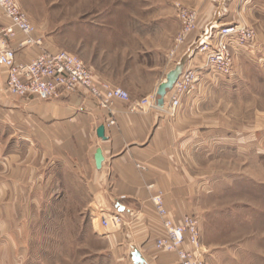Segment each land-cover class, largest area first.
I'll list each match as a JSON object with an SVG mask.
<instances>
[{"label": "crops", "instance_id": "0c3cea01", "mask_svg": "<svg viewBox=\"0 0 264 264\" xmlns=\"http://www.w3.org/2000/svg\"><path fill=\"white\" fill-rule=\"evenodd\" d=\"M114 1L119 8L112 14L120 17L115 21L123 23V29L97 28L96 23L105 25L108 20L90 19L95 28L81 36L79 46L69 49L43 25L37 35L50 52L63 49L78 55L98 81L127 90L131 101L116 98L105 108L83 89L64 91L51 99L14 96L6 88L7 70L0 66V223L1 215L14 218L18 199L31 197L19 189L21 184L62 182L60 174L67 175L68 180L80 184L89 199L93 222L87 227L92 237L102 242L96 249L89 246L86 255L98 254L105 264H136L131 257L136 248L145 264H176L175 252L155 245L166 230L152 197L162 192L170 216L177 221L188 214L199 215L204 254L203 210L195 207L194 195L206 178L202 176L197 186L189 153L195 148L209 150L213 145L223 155L226 151L256 150L257 138L264 139V110L243 111L241 102H249L253 91L245 96L228 90V80L208 69L199 72L194 90L182 95L173 114L166 110L170 91L164 105L157 102L154 107L134 110L132 103L157 94L182 59L183 71L201 65L203 56L198 51L194 54L196 39L203 32L202 39L210 37L220 24L243 23L255 28V43L238 48L234 56V70L244 81L255 82L257 70L253 76L248 71L253 67L264 70V0ZM178 4L198 12V31L189 35L175 58H170L181 29ZM168 21L175 26L168 39L161 38L162 28L155 32L143 29L155 23L164 28ZM9 25L11 21L0 7V29ZM25 37L18 32L11 40L19 62H30L41 53L38 46L21 47ZM100 126L105 127L106 139L98 135ZM99 148L104 156L100 168L96 163ZM96 212L101 214L102 232L95 224ZM115 212L121 213L123 224L105 227L102 219ZM187 247L192 248L189 243ZM13 258L17 263L20 257L15 253Z\"/></svg>", "mask_w": 264, "mask_h": 264}, {"label": "rangeland", "instance_id": "374dc122", "mask_svg": "<svg viewBox=\"0 0 264 264\" xmlns=\"http://www.w3.org/2000/svg\"><path fill=\"white\" fill-rule=\"evenodd\" d=\"M19 2L38 29L40 25L45 26L46 31L59 38L68 49L74 44L79 46L83 41L81 36H86V31L94 27L95 23L90 19L108 20L105 25L96 23L97 28L102 25L104 29L107 25L110 30H119L124 26L115 21L120 17L112 14L119 8L114 0ZM163 24L164 28L155 23L146 25H152L150 29H143L155 32L162 28L161 38L168 39V32L175 26L172 21ZM223 25L216 26L210 37L202 39L205 32L201 33L196 39L194 54ZM254 70L258 73L255 71V82L251 83L244 81L235 70L225 77L228 80L226 89H235L245 96L253 91L254 97L249 102H241L243 111L249 108L264 110V70L253 67L248 73L253 76ZM257 140L256 150L226 151L223 155L224 152L213 145L209 150L195 148L189 153L192 177L198 180L197 186L202 176L206 178L194 195L195 207L203 210L201 226L206 264H264V139L258 137ZM58 178L62 182L20 185L19 189L30 193L31 197L17 200L13 219L1 215L0 264H105V259L98 254L86 255L89 246L96 249L102 245L87 227L93 222L89 199L84 196L79 183L71 182L67 175L60 174ZM96 214L95 224L102 232L101 214ZM195 216L199 219V215ZM20 242H26V245L21 246ZM15 253L20 257L17 263L13 258Z\"/></svg>", "mask_w": 264, "mask_h": 264}, {"label": "built area", "instance_id": "2783aa9c", "mask_svg": "<svg viewBox=\"0 0 264 264\" xmlns=\"http://www.w3.org/2000/svg\"><path fill=\"white\" fill-rule=\"evenodd\" d=\"M0 7L11 21V25L0 29V66L7 70L6 88L11 95L51 99L64 91L73 92L83 89L98 105L105 108H110L112 101L116 98L131 101L127 90L98 81L78 55L63 49L55 52L47 50L44 47L43 38L37 35V26L17 0H0ZM178 17L181 29L176 36L170 58L176 57L178 48L197 29L198 12L195 9L178 4ZM18 32L26 36L20 43L21 47L38 46L41 49V53L30 62L17 60V52L12 47L11 40ZM256 36V30L244 24L220 26L214 36L209 41L203 42L198 50L204 58L203 63L183 71L170 90L167 112L173 114L180 105L182 95L194 90L202 69H208L218 77L231 76L234 72V56L237 46H252ZM157 97L155 94L134 101L132 108L145 110L154 107L158 102ZM152 202L162 217L166 230V235L156 240V247L175 252L178 257L176 264H206L203 260L198 217L188 214L180 221L171 217L162 192L155 194ZM123 222L120 212L112 213L102 219L105 227L121 226ZM187 243L192 248H188Z\"/></svg>", "mask_w": 264, "mask_h": 264}, {"label": "water", "instance_id": "95a60500", "mask_svg": "<svg viewBox=\"0 0 264 264\" xmlns=\"http://www.w3.org/2000/svg\"><path fill=\"white\" fill-rule=\"evenodd\" d=\"M184 65H185V59H182L177 64V66L168 73L164 82H162L161 85L159 86V88L157 90L158 104L159 105H164L165 97L168 94V92L173 88L174 84L176 83V81L180 77V75L184 69ZM98 135L102 139H106L104 126L99 127ZM103 160H104V156H103L102 150L99 148L97 150V153H96V163H97L98 168H100L102 166ZM120 210H124V208L121 207ZM131 257L136 264H145V262H146L145 258L142 256L141 252L136 248L131 252Z\"/></svg>", "mask_w": 264, "mask_h": 264}]
</instances>
